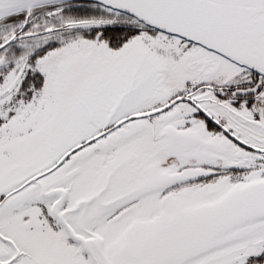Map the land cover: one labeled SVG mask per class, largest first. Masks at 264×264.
<instances>
[{"label":"snow or ice","instance_id":"6c2138e0","mask_svg":"<svg viewBox=\"0 0 264 264\" xmlns=\"http://www.w3.org/2000/svg\"><path fill=\"white\" fill-rule=\"evenodd\" d=\"M0 264H264V0H0Z\"/></svg>","mask_w":264,"mask_h":264}]
</instances>
